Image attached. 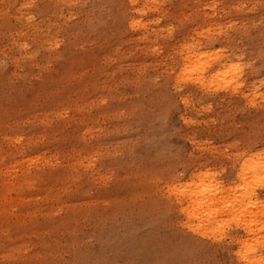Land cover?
Returning <instances> with one entry per match:
<instances>
[{"label":"rangeland","instance_id":"obj_1","mask_svg":"<svg viewBox=\"0 0 264 264\" xmlns=\"http://www.w3.org/2000/svg\"><path fill=\"white\" fill-rule=\"evenodd\" d=\"M250 165L264 0H0V264H264V213L231 239Z\"/></svg>","mask_w":264,"mask_h":264},{"label":"bare ground","instance_id":"obj_2","mask_svg":"<svg viewBox=\"0 0 264 264\" xmlns=\"http://www.w3.org/2000/svg\"><path fill=\"white\" fill-rule=\"evenodd\" d=\"M133 1V0H132ZM247 169H250L248 172H246ZM261 171L259 169V166L257 165H250L249 167H242V171L239 173V177H242L245 181V185H240L241 188L245 189L246 192L249 193L248 199H246V195L244 194L241 198L242 202L238 205L237 211L242 218V223H237V228L234 229L233 236H231L232 242L234 243H244L243 236L241 235L240 228H244L246 231L252 230L253 225L256 224V218L259 215H262L264 213V204L257 206V199H254L251 196V188L252 193L255 195V188L256 183L261 182L264 183V178L261 176ZM250 185V186H247ZM218 189L220 191V188H217L216 184L212 183L211 181H205L201 183V185L196 188L195 190H189L188 192L184 191L183 193V199L186 200L188 203H190L191 206H193V210L189 212L190 215L195 216L199 219H204L208 225L205 226L207 229L205 232L209 234V231L213 230H220L219 228V221L217 220V214L219 212H223L222 210H225V208H215L211 209L212 201L214 199L215 194H217ZM221 192V191H220ZM209 206L210 210H204L203 207ZM255 207L260 208V210L254 209ZM253 208V209H252ZM213 210V211H211ZM225 226H222V229ZM126 241V240H125ZM246 249L239 250L240 258L243 259L245 262L256 264V260H253L254 256L252 252L257 253V249L253 248L249 245L244 246Z\"/></svg>","mask_w":264,"mask_h":264}]
</instances>
